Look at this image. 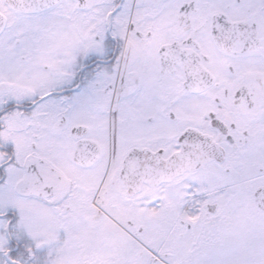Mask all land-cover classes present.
Returning a JSON list of instances; mask_svg holds the SVG:
<instances>
[{"label": "snow or ice", "instance_id": "6c2138e0", "mask_svg": "<svg viewBox=\"0 0 264 264\" xmlns=\"http://www.w3.org/2000/svg\"><path fill=\"white\" fill-rule=\"evenodd\" d=\"M0 264H264V0H0Z\"/></svg>", "mask_w": 264, "mask_h": 264}]
</instances>
